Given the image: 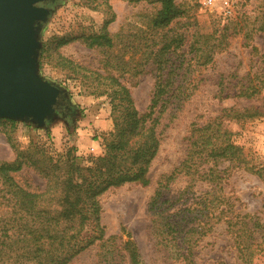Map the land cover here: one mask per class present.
<instances>
[{
  "label": "rangeland",
  "instance_id": "1",
  "mask_svg": "<svg viewBox=\"0 0 264 264\" xmlns=\"http://www.w3.org/2000/svg\"><path fill=\"white\" fill-rule=\"evenodd\" d=\"M175 3L183 11L182 17L158 34L163 32L170 39L181 37L182 44L179 48H171L167 68L162 74L163 79L169 74L171 81L170 104L155 127L160 141L148 168L149 185L125 184L108 189L98 197L103 238L115 237L118 244L132 241L138 249L141 264H182L156 245L148 203L163 178L185 158L190 125L205 123L223 108L264 106V99L233 98L236 82L262 65L244 45L243 34L253 28L249 43L258 49L259 55H264V34L255 31L259 24L264 25V0H212L209 5L205 0H175ZM158 7L155 0H56L53 3V11L40 35L41 48L43 43L56 37L76 40L57 52L51 44L39 75L64 91L72 115L66 122L56 114L54 120L42 128L19 122L13 129L0 127V162L11 163L18 153H23L25 160L32 164L11 174L19 188L34 194L44 193L48 181L54 184L56 178L62 176V172L51 169L49 160L54 164L68 152H73L82 166L88 164L86 160L90 157L104 153V143L113 128L107 95L112 87L110 77L129 90L139 114L146 112L156 80V68L148 62L142 66L141 74L134 76L131 67L144 61L145 43L155 38L149 32L147 21ZM105 21L111 22L104 28ZM103 30L113 41V48L108 52L110 65L105 64L107 55L102 51L89 50L78 40ZM223 35L225 39L220 42ZM195 48L206 50L209 57L200 56L203 53L194 51ZM58 55L71 61L74 69L61 70ZM119 57L125 65L123 70L119 66ZM209 58L210 62L206 63ZM221 77L230 90V97L224 100L217 97ZM225 125L232 133L233 144L241 148L249 165L260 169L264 175V116ZM227 167L228 163L220 166L222 170ZM188 185V179L179 176L168 185L163 196L176 201ZM209 188L207 183L192 185L187 190L188 195L176 205L184 209L187 205L182 203H188L191 197H198ZM12 191L0 177V235L7 232L17 236L22 226L29 223L26 221H30L29 218L21 219L19 213L22 212ZM218 194L223 199V207L227 208L225 219L247 216L245 221L264 227V179L242 169L230 168L224 173ZM54 207L57 209L49 203L48 195L36 204V210L51 212ZM39 223L37 220L34 225ZM262 234H257L258 241ZM99 244L96 242L69 264H104ZM193 259L196 264H242L224 223L217 224L198 242ZM251 261L252 264H264V250ZM120 262L129 264L127 258Z\"/></svg>",
  "mask_w": 264,
  "mask_h": 264
},
{
  "label": "trees",
  "instance_id": "2",
  "mask_svg": "<svg viewBox=\"0 0 264 264\" xmlns=\"http://www.w3.org/2000/svg\"><path fill=\"white\" fill-rule=\"evenodd\" d=\"M155 2L159 7L147 21L149 32L155 38L150 43H145L144 61L131 67L134 76L141 74L142 66L148 62L156 68V80L146 112L139 114L129 90L110 77L112 87L107 95L110 98L113 128L104 143L102 155L90 157L86 160V166L77 162L73 152H68L54 164L49 160L51 169L62 172V176L56 178L54 184L48 181L46 191L41 194L29 193L13 181L11 174L19 172L27 164L32 166L25 160L23 153H18L11 163L0 162V177L3 184L13 190L11 194L17 199L22 212L19 213L21 219L29 218L30 221L26 222L32 223L23 225L17 236H10L7 232L0 235V264H69L96 242L100 243V257L104 264H121L120 259L125 258L129 264H141L138 249L132 241L118 244L115 237L103 238L98 197L108 189L125 184L141 187L149 185L147 172L160 141L155 127L170 104L168 94L171 81L169 74L166 79H163L162 74L167 68V56L171 48H179L182 44L181 37L170 39L165 37V33H158L183 15L175 0ZM110 22L105 21L104 28ZM252 29L244 32V45L250 48L251 54L262 65L233 86V98L245 101L264 99V55H259L258 49L249 43L252 40ZM255 31L264 34V25L259 24ZM224 39L225 35L221 36L220 42ZM73 40L76 39L56 37L43 43L39 54V68H42L51 44L55 46L53 51L57 52ZM78 40L89 50L102 51L107 55L105 64H111L108 52L113 48V41L107 31ZM196 50L203 53L200 56L209 57L206 50L195 48L194 51ZM207 60L206 63H209L211 59ZM118 62L123 70L125 65L121 64L120 57ZM57 63L61 70L74 69L71 61L59 55ZM218 87L219 100L230 97L228 83L224 78L221 77ZM263 116L264 106H231L223 108L216 117L205 123L193 122L190 125L185 158L170 175L163 178L148 203L156 245L167 251L171 259L182 264H196L193 258L198 242L219 223L226 225L242 264H252V257L263 252L264 227H258L256 222L250 224V221H245L247 216L225 219L227 208L223 207V199L218 194L224 173L230 168L242 169L264 179L262 171L249 165L241 148L233 144L232 133L225 125L245 123ZM15 125L16 122L0 119L2 128L13 129ZM4 135L8 144L13 147L8 136ZM224 163H228V167L222 170L220 166ZM179 176L187 178L190 186L179 194L176 201H172L163 194L168 185ZM196 183H207L210 188L198 197H191L188 203H182L187 205L184 209L178 207L176 203L188 195L187 190ZM46 195L49 203H53L57 209L54 207L51 212L36 210V204ZM36 219L40 222L38 226L34 225L37 224ZM260 232L263 234L258 241L257 234Z\"/></svg>",
  "mask_w": 264,
  "mask_h": 264
},
{
  "label": "water",
  "instance_id": "3",
  "mask_svg": "<svg viewBox=\"0 0 264 264\" xmlns=\"http://www.w3.org/2000/svg\"><path fill=\"white\" fill-rule=\"evenodd\" d=\"M56 0H0V119L42 128L64 91L39 75L40 35Z\"/></svg>",
  "mask_w": 264,
  "mask_h": 264
},
{
  "label": "flooded vegetation",
  "instance_id": "4",
  "mask_svg": "<svg viewBox=\"0 0 264 264\" xmlns=\"http://www.w3.org/2000/svg\"><path fill=\"white\" fill-rule=\"evenodd\" d=\"M53 4H49L48 7H52ZM57 117L68 121L69 117L72 115L71 105L69 99L64 97L60 100V105L55 110Z\"/></svg>",
  "mask_w": 264,
  "mask_h": 264
},
{
  "label": "built area",
  "instance_id": "5",
  "mask_svg": "<svg viewBox=\"0 0 264 264\" xmlns=\"http://www.w3.org/2000/svg\"><path fill=\"white\" fill-rule=\"evenodd\" d=\"M211 2H212V0H205V4H206V5L211 4Z\"/></svg>",
  "mask_w": 264,
  "mask_h": 264
}]
</instances>
